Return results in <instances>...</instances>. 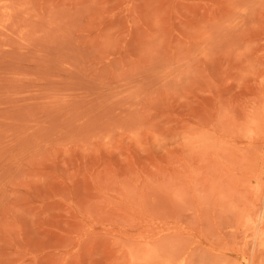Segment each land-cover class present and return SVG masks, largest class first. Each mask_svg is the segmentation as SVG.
Returning a JSON list of instances; mask_svg holds the SVG:
<instances>
[{"label":"rangeland","instance_id":"374dc122","mask_svg":"<svg viewBox=\"0 0 264 264\" xmlns=\"http://www.w3.org/2000/svg\"><path fill=\"white\" fill-rule=\"evenodd\" d=\"M0 264H264V0H0Z\"/></svg>","mask_w":264,"mask_h":264}]
</instances>
